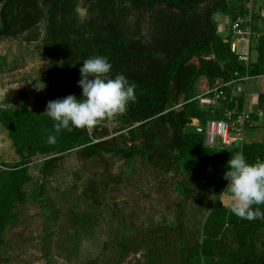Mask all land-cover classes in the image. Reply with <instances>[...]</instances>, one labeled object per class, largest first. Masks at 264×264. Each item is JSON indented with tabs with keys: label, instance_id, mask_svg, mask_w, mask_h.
I'll use <instances>...</instances> for the list:
<instances>
[{
	"label": "trees",
	"instance_id": "obj_1",
	"mask_svg": "<svg viewBox=\"0 0 264 264\" xmlns=\"http://www.w3.org/2000/svg\"><path fill=\"white\" fill-rule=\"evenodd\" d=\"M80 4L83 16L78 14ZM255 7L254 1L248 5L244 0H0V39L38 41L36 52L48 65L41 75L48 81L49 101L70 94L80 98L79 69L83 60L93 56L107 58L110 76L122 74L134 83L136 96L115 117L125 132L110 137L97 130L104 118L92 128L71 127L57 133L45 109L0 107V126L16 158L0 161V253L7 244L6 230L29 202L39 206L45 222L44 254L50 252L57 230L55 246L68 255L75 253L103 215L100 208L107 187L123 180L121 175H104L108 155L124 162L126 175L139 162L178 176L173 183L179 198L176 222L164 225L170 234L177 231L178 237L172 240L163 233L157 241L150 230L131 233V226L123 221L115 240L116 258L103 264H120L138 252L142 261L135 264H264V218H239L220 202L229 191L224 173L235 153H242L248 163L264 160V133L259 140H245L247 128L264 123H254L249 113L240 147H210L203 132L210 119H227V112L235 118L247 108V89L235 90L237 84H244L243 77H264V17L253 13ZM220 13L228 18L229 28L238 16L251 15L247 64L231 51V34H220L215 19ZM4 65L5 56H0V70ZM202 78L208 88L217 81L222 91L218 99L201 104V99L212 97L198 94ZM256 108V115L263 116L264 79ZM194 120L196 128L190 127ZM49 135H55V143L48 142ZM70 152L80 160L104 165L101 176L87 177L81 188L83 209L71 199V191L54 188L51 193L46 181ZM39 158L42 175L32 181L28 168ZM200 182L216 199L203 217L198 213L204 203L196 193ZM253 208L264 212V204ZM200 223L197 235L188 230Z\"/></svg>",
	"mask_w": 264,
	"mask_h": 264
},
{
	"label": "rangeland",
	"instance_id": "obj_2",
	"mask_svg": "<svg viewBox=\"0 0 264 264\" xmlns=\"http://www.w3.org/2000/svg\"><path fill=\"white\" fill-rule=\"evenodd\" d=\"M248 5L252 1L256 3L253 13H259L264 17V0H244ZM78 14L83 16L82 4L78 6ZM215 19L224 17L223 14H216ZM227 18V17H226ZM225 20L228 22V18ZM220 22V20H219ZM226 22V24H228ZM222 28V27H221ZM261 28H264V23ZM220 34L226 36L227 31L221 29ZM232 38V37H231ZM38 41L27 43L23 39H0V56H5V65L0 70V107L5 106H26L33 109H45L48 100V81L42 72L48 67L47 61L36 52ZM253 44L254 41L252 40ZM255 54V50L251 52ZM263 76H256L243 81L244 84H237L236 92L247 90V103L245 111L252 114L254 123H264V115L257 116V95L261 91ZM246 86V87H245ZM208 87L205 79H200L197 84L199 95L206 93ZM262 113V111H260ZM116 114L106 116L98 126L99 133H106L107 137L125 132L115 119ZM260 118V120L257 119ZM258 121H257V120ZM199 125L193 122L190 127L196 128ZM264 133L263 124L259 128H247L245 140L253 141L261 139ZM15 158L11 142L5 130L0 126V161L12 162ZM35 160L29 165L28 173L32 181L41 177L40 160ZM106 164L109 168L104 174L121 175L122 182H111L105 192L104 203L100 211L102 216L93 229L92 236L83 238L77 245L75 253L68 255V252L59 250L55 242L59 238L58 230L52 236L51 250L45 255L43 252L44 219L39 206L29 202L20 207L18 220L5 232L6 245L0 255V264H103L110 263L116 258L117 249L115 240L118 239L123 230V221L131 226V233L140 234L144 231L152 233V238L162 239V234L168 235V229L164 226L175 221V204L179 200L174 188V181L178 176L172 172L160 173L151 168L143 167L136 162L132 174H125V164L106 155ZM101 164V165H100ZM104 172V165L95 160L93 163L80 160L74 152H70L62 158L59 167L47 178V185L52 193L54 188L61 191H71V199L75 200L78 209L85 208V201L81 198V188L87 177ZM76 187L73 189L72 185ZM203 183L197 184L198 201L201 204L199 216L203 217L207 209L215 202V197L209 194ZM29 191L31 185L26 186ZM234 197L227 191L220 196L222 205L232 207ZM201 219V218H199ZM176 222V221H175ZM158 225V226H157ZM163 225L165 228H161ZM200 224L188 228L197 235ZM57 228V227H56ZM141 229V230H139ZM170 234V233H169ZM172 240L177 239L178 232L171 231L169 236ZM114 239V241H113ZM264 239V238H262ZM142 261V253H130L120 264H135L136 260Z\"/></svg>",
	"mask_w": 264,
	"mask_h": 264
},
{
	"label": "clouds",
	"instance_id": "obj_3",
	"mask_svg": "<svg viewBox=\"0 0 264 264\" xmlns=\"http://www.w3.org/2000/svg\"><path fill=\"white\" fill-rule=\"evenodd\" d=\"M111 67L104 56L83 60L77 82L80 98L70 94L47 102L44 113L54 121L55 132L71 127L92 128L106 116L124 113L128 104L135 101V84L122 74L110 76ZM55 141V135L48 136L49 143ZM224 180L234 197V215L247 220L264 218V212L253 208L264 204V160L248 163L242 153H235L227 161Z\"/></svg>",
	"mask_w": 264,
	"mask_h": 264
},
{
	"label": "built area",
	"instance_id": "obj_4",
	"mask_svg": "<svg viewBox=\"0 0 264 264\" xmlns=\"http://www.w3.org/2000/svg\"><path fill=\"white\" fill-rule=\"evenodd\" d=\"M252 18L251 15H240L235 18L231 25L228 34H231L232 40L230 49L234 52L238 59L247 64L249 62V46ZM246 75L242 81L248 80ZM206 93H211L212 97L201 99V104L210 102L212 99H218L222 91L217 88V81L211 88H208ZM232 112H227V119H210L203 129L205 135V144L210 147H240L244 141V127L248 119V113L245 110L239 112L235 118L232 117ZM193 122H196L194 120Z\"/></svg>",
	"mask_w": 264,
	"mask_h": 264
},
{
	"label": "crops",
	"instance_id": "obj_5",
	"mask_svg": "<svg viewBox=\"0 0 264 264\" xmlns=\"http://www.w3.org/2000/svg\"><path fill=\"white\" fill-rule=\"evenodd\" d=\"M221 14V13H220ZM225 18H226V16H224V17H221V18H219V20H220V22H219V20H216L217 21V23H218V30L220 31L221 29H223V30H225V31H229L228 29H229V27H227V24H226V20H225ZM227 19V18H226ZM222 27V28H221Z\"/></svg>",
	"mask_w": 264,
	"mask_h": 264
}]
</instances>
